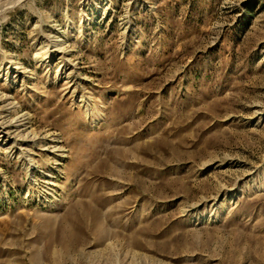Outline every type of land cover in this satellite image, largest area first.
<instances>
[{"label": "rangeland", "instance_id": "rangeland-1", "mask_svg": "<svg viewBox=\"0 0 264 264\" xmlns=\"http://www.w3.org/2000/svg\"><path fill=\"white\" fill-rule=\"evenodd\" d=\"M0 0V264H264V0Z\"/></svg>", "mask_w": 264, "mask_h": 264}, {"label": "clouds", "instance_id": "clouds-1", "mask_svg": "<svg viewBox=\"0 0 264 264\" xmlns=\"http://www.w3.org/2000/svg\"><path fill=\"white\" fill-rule=\"evenodd\" d=\"M22 2V0H14V3L11 5L12 7H14L17 4H20ZM0 15H2V10H0ZM7 17H5L4 19L0 20V23H4L6 22Z\"/></svg>", "mask_w": 264, "mask_h": 264}]
</instances>
